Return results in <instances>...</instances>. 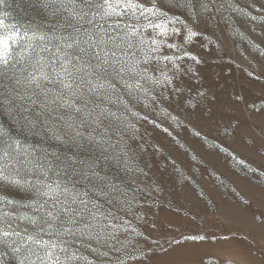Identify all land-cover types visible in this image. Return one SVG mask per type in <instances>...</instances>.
Listing matches in <instances>:
<instances>
[{
    "label": "snow or ice",
    "instance_id": "6c2138e0",
    "mask_svg": "<svg viewBox=\"0 0 264 264\" xmlns=\"http://www.w3.org/2000/svg\"><path fill=\"white\" fill-rule=\"evenodd\" d=\"M25 3L34 18L19 24L0 0V110L10 122H0V264L11 254L18 264H162L185 242H205L202 229L170 227L178 236L154 238L160 226L148 223L145 205L161 188L142 164V129L169 132L196 117L232 168L264 177L237 154L264 158V86L250 99L251 88L227 91V78L213 83L204 71L218 42L208 26L232 14L264 20V0ZM248 43L264 58L260 44ZM248 76L264 85V68L254 64ZM26 134L40 140L28 143ZM258 187L264 205V180ZM232 193L242 208L252 206ZM253 220L264 227V212ZM199 264L221 261L204 253Z\"/></svg>",
    "mask_w": 264,
    "mask_h": 264
},
{
    "label": "rangeland",
    "instance_id": "374dc122",
    "mask_svg": "<svg viewBox=\"0 0 264 264\" xmlns=\"http://www.w3.org/2000/svg\"><path fill=\"white\" fill-rule=\"evenodd\" d=\"M7 2V11L14 22L27 24L33 20L34 13L26 6L25 0ZM234 2L244 7L247 0ZM261 33H264V20L252 21L238 14H232L231 20L221 22L219 27L209 25L206 35L218 41L209 46L213 54L204 68L209 80L224 84L221 78H227V85L230 86L227 91L245 86L253 90L250 99H255L264 85L250 83L248 72L253 70L254 64L264 68V58L248 40L264 48ZM238 115L242 117V114ZM190 119L193 123L188 127L177 128L173 125L169 132L151 124H145L142 129L148 148L142 164L149 165L146 171L161 188L148 198L149 204L145 205L151 209L147 215L148 223L155 220L160 226L154 238L163 243L165 237L178 236V233L168 231L170 227L185 233L202 229L208 234L205 242H185L184 248L162 256V264L176 261L180 264H199L200 256L204 253L219 257L221 264L224 260L231 261V264H264V227L253 220L254 215L259 216L264 212L258 187V182L264 177L245 176L242 170L232 168L222 154L209 147L214 143L215 136L211 127L206 122L197 121L196 117ZM0 122H9L7 113L2 110ZM158 123L169 127L172 122ZM186 123L184 114H181V124ZM194 131L208 136V142L195 136ZM19 139L24 140L25 136ZM39 140V136L27 135L28 143L36 144ZM237 154L254 167L264 170V158L253 151L238 148ZM233 188L245 199L251 198L252 206L242 208L232 193ZM200 190L205 193L203 198L197 195ZM192 217H196L194 223ZM224 237L229 239L225 240ZM164 247L167 248V244ZM5 264H18V259L14 254L7 255Z\"/></svg>",
    "mask_w": 264,
    "mask_h": 264
}]
</instances>
